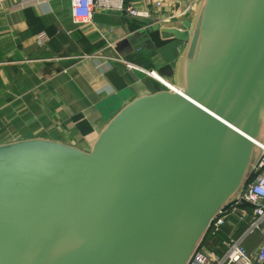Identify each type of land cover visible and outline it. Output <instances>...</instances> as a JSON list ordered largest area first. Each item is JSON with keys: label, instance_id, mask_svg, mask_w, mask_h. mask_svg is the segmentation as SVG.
I'll return each mask as SVG.
<instances>
[{"label": "water", "instance_id": "water-1", "mask_svg": "<svg viewBox=\"0 0 264 264\" xmlns=\"http://www.w3.org/2000/svg\"><path fill=\"white\" fill-rule=\"evenodd\" d=\"M183 27L149 30L185 43L173 80L161 76L176 91L127 104L90 151L0 145V264H189L198 253L262 158L264 0H200Z\"/></svg>", "mask_w": 264, "mask_h": 264}, {"label": "crops", "instance_id": "crops-1", "mask_svg": "<svg viewBox=\"0 0 264 264\" xmlns=\"http://www.w3.org/2000/svg\"><path fill=\"white\" fill-rule=\"evenodd\" d=\"M131 2L142 11L157 2L175 10L171 0ZM193 13L168 28L184 29ZM152 27L113 11L95 12L79 26L71 0H0V145L44 138L88 152L122 108L163 89L156 80L172 88L163 78L173 80L185 43ZM41 33L49 38L43 46Z\"/></svg>", "mask_w": 264, "mask_h": 264}, {"label": "built area", "instance_id": "built-area-1", "mask_svg": "<svg viewBox=\"0 0 264 264\" xmlns=\"http://www.w3.org/2000/svg\"><path fill=\"white\" fill-rule=\"evenodd\" d=\"M181 1L171 0L175 7L172 11L163 2H157L152 10L142 11L135 8L131 0H71L72 18L74 24L85 26L91 23L95 12L113 11L133 19H149L153 26L162 28H168L173 21H180L181 26L200 0H191L184 6ZM36 40L40 46L49 42L44 33L38 34ZM128 67L137 70L133 65ZM146 73L154 77V73ZM156 81L165 90L174 92ZM261 147L262 158L241 197L214 220L201 249L189 264H264V146ZM229 223L233 225L232 233L225 235L224 228ZM241 226L244 229L236 234Z\"/></svg>", "mask_w": 264, "mask_h": 264}, {"label": "rangeland", "instance_id": "rangeland-1", "mask_svg": "<svg viewBox=\"0 0 264 264\" xmlns=\"http://www.w3.org/2000/svg\"><path fill=\"white\" fill-rule=\"evenodd\" d=\"M262 132L264 134V129H262ZM249 150H250V152L248 153V155L250 156V158L256 159L257 155H258V152L255 149H253V148H250ZM244 171H246V168H244ZM244 171H243V173H244ZM243 188H244V182L241 179L240 182L237 183V186L235 188V190L236 189L238 190L237 193H236L237 195L232 200L237 199V198H239L241 196Z\"/></svg>", "mask_w": 264, "mask_h": 264}, {"label": "bare ground", "instance_id": "bare-ground-1", "mask_svg": "<svg viewBox=\"0 0 264 264\" xmlns=\"http://www.w3.org/2000/svg\"><path fill=\"white\" fill-rule=\"evenodd\" d=\"M154 75H157V74H154ZM154 75H153V76H154ZM172 89H173L174 91H176V89H175L174 87H172Z\"/></svg>", "mask_w": 264, "mask_h": 264}, {"label": "trees", "instance_id": "trees-1", "mask_svg": "<svg viewBox=\"0 0 264 264\" xmlns=\"http://www.w3.org/2000/svg\"><path fill=\"white\" fill-rule=\"evenodd\" d=\"M226 235V234H225Z\"/></svg>", "mask_w": 264, "mask_h": 264}]
</instances>
